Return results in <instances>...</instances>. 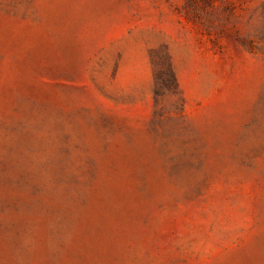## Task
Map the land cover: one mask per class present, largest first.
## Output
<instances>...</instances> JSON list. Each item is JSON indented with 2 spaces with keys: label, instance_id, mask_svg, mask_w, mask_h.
I'll use <instances>...</instances> for the list:
<instances>
[{
  "label": "rangeland",
  "instance_id": "obj_1",
  "mask_svg": "<svg viewBox=\"0 0 264 264\" xmlns=\"http://www.w3.org/2000/svg\"><path fill=\"white\" fill-rule=\"evenodd\" d=\"M0 264H264V0H0Z\"/></svg>",
  "mask_w": 264,
  "mask_h": 264
}]
</instances>
